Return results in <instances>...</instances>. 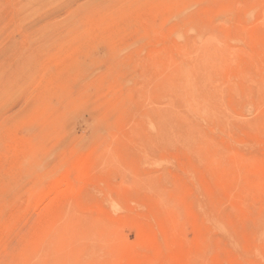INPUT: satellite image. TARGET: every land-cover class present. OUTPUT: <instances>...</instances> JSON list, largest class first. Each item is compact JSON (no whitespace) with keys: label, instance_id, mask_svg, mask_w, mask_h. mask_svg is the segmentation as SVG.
<instances>
[{"label":"rangeland","instance_id":"374dc122","mask_svg":"<svg viewBox=\"0 0 264 264\" xmlns=\"http://www.w3.org/2000/svg\"><path fill=\"white\" fill-rule=\"evenodd\" d=\"M0 264H264V0H0Z\"/></svg>","mask_w":264,"mask_h":264},{"label":"bare ground","instance_id":"6f19581e","mask_svg":"<svg viewBox=\"0 0 264 264\" xmlns=\"http://www.w3.org/2000/svg\"><path fill=\"white\" fill-rule=\"evenodd\" d=\"M63 176H64V175H63ZM65 179H66V178L64 177V180H63L64 182H62L63 184L65 183L66 180H67L66 183L68 182V178H67L66 180H65ZM67 184H69V183H67ZM65 185H66V184H65ZM65 185H63V186L65 187Z\"/></svg>","mask_w":264,"mask_h":264}]
</instances>
